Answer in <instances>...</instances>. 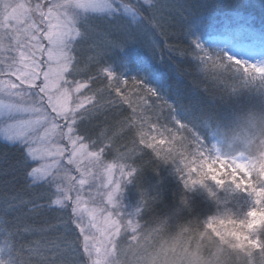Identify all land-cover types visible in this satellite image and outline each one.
Returning <instances> with one entry per match:
<instances>
[{"label":"snow or ice","instance_id":"snow-or-ice-1","mask_svg":"<svg viewBox=\"0 0 264 264\" xmlns=\"http://www.w3.org/2000/svg\"><path fill=\"white\" fill-rule=\"evenodd\" d=\"M193 7L212 6L183 0H0V142L21 150L17 166L24 182L0 197V264H115L124 233L137 228L115 199L121 182L134 179L137 170L128 161L141 150L135 140L131 146L115 144L125 128H136L139 145L163 161L189 139L194 151L205 154L193 123L197 110L181 103L173 70L126 50L133 30L144 33L150 26L154 36H175L166 28L179 14L178 35L187 41L180 55L210 74L217 87L264 89V20L257 29L238 12L194 14ZM97 20L115 22L110 27L126 35L106 32L102 43H88V54L81 56ZM116 52L123 58L109 62ZM224 69H231L230 83L220 78ZM113 116L94 138L81 132L82 124ZM153 117L156 122L149 124ZM173 123L179 128L168 127ZM160 128L170 137L166 147L165 140L156 142ZM114 147V160L106 162ZM101 177L106 182L98 183ZM241 181L243 191L255 187ZM48 213L55 214V224L35 223ZM54 230L59 235L48 239Z\"/></svg>","mask_w":264,"mask_h":264},{"label":"clouds","instance_id":"clouds-1","mask_svg":"<svg viewBox=\"0 0 264 264\" xmlns=\"http://www.w3.org/2000/svg\"><path fill=\"white\" fill-rule=\"evenodd\" d=\"M229 73L231 69L221 70L220 78L230 83ZM214 86L223 103L241 96H250L252 102L234 103L224 114L206 109L193 113L196 139L202 140L205 154L194 151L189 139L164 162H172L188 192L200 189L222 204L217 189L239 191L250 203L243 210L224 207L206 217L181 219L179 207L147 220L133 215L137 228L124 233L115 264H264V203H257L264 201V89ZM241 178L255 185L252 191L242 190ZM143 196L142 207L151 209L155 197ZM180 203L188 206V199L182 195Z\"/></svg>","mask_w":264,"mask_h":264},{"label":"trees","instance_id":"trees-1","mask_svg":"<svg viewBox=\"0 0 264 264\" xmlns=\"http://www.w3.org/2000/svg\"><path fill=\"white\" fill-rule=\"evenodd\" d=\"M186 4L193 6L198 4L211 5L210 9H201L193 7L194 14H198L202 11L210 10L217 14L238 12L245 17H251L252 24L259 29L261 27V21L264 20V0H183ZM187 13H185L186 15ZM145 15H148L146 12ZM181 20L179 14H173L171 22L166 28V33H176L177 35L156 36L159 47L152 45L149 47L143 46L142 33H133V41L128 43L126 50L131 53L137 52L142 58L150 59L153 62L163 61L162 66H167L173 70L174 78L171 81L173 86L178 89L181 96V103L187 108H195L197 111L201 109L215 111L220 114L227 113L229 108L234 103H251L252 98L250 96H241L237 101H229L223 103L218 90L212 83L210 74L206 75L198 70L197 64L191 60L187 55H180V50L186 47L187 41L180 37L178 34L181 31ZM155 33V30L153 31ZM117 38H121L117 36ZM165 45L172 46V50ZM82 53V52H81ZM88 54V53H87ZM81 56H86L84 53ZM121 53L116 52L111 58L112 60L122 59ZM99 82H97L98 84ZM170 104L175 106V98L169 95L166 97ZM162 103V102H160ZM169 109L163 107V113L166 115ZM130 109L125 106L124 115H127ZM147 115H151L148 113ZM117 119L113 116L110 120L105 121L103 117H98L96 121H92L91 124L84 123L81 125V132L88 134L90 137H95L105 127L106 124H111L112 120ZM155 118L149 121V124L154 123ZM166 123V122H165ZM159 126V125H158ZM168 127L178 129V125L169 124ZM145 131L152 135L153 133L149 128H145ZM136 128H125L116 138L115 144L120 146H131L135 140L136 144L141 149L130 160V164L136 168L134 174L133 185L138 191H141L144 187H147L150 183H154L156 187L150 188L151 191L148 196L155 197L151 209H145L141 217L143 220H147L153 214L164 215L172 212L176 208H180L178 213L179 218L183 219L188 216L204 217L208 212L216 210L215 204L217 202L208 197V195L200 189L188 192L184 187L182 178L177 175L173 170L172 162L165 163L163 160L157 158L151 148L145 145H139V137L136 135ZM163 128H160L155 134L156 142L165 140V147L167 146L170 137L167 132L163 135ZM123 150V149H121ZM110 152H115V147ZM21 159V150L15 147L6 145L0 142V197L6 193L19 190L23 186V173L17 166V162ZM211 183V182H209ZM217 196L224 201V207H228L235 210H243L247 204L244 197L247 194L244 192H225L223 189H217ZM185 196L188 199V206H183L180 203V197ZM229 199L230 200L229 202ZM233 200L235 202H233ZM37 224H55V214L48 213L45 216L35 218ZM77 233L76 230H74ZM48 239H55L59 235L58 230L50 231L47 234ZM32 239V237H28Z\"/></svg>","mask_w":264,"mask_h":264},{"label":"rangeland","instance_id":"rangeland-1","mask_svg":"<svg viewBox=\"0 0 264 264\" xmlns=\"http://www.w3.org/2000/svg\"><path fill=\"white\" fill-rule=\"evenodd\" d=\"M113 23H115V22H105L103 20L94 21L93 24H94V27L97 29V31L93 33L91 40L85 42L81 46V52L84 53L85 55H87V53H88L87 44L91 43L93 41L102 43L104 41V34L106 32H112L114 36H116V37L120 36V37L124 38L126 35L125 32L116 31L110 27V25ZM148 28H149L148 32L142 33V39L141 40L144 41L143 42L144 48L154 45V42H153L154 39L156 41H158L156 39V36H154V33H153V31L155 29H152L150 26H148ZM133 33H135L134 30H133ZM97 146L99 147V145H97ZM115 156H116V151L115 152L108 151V152H106L104 159L106 162H112L114 160ZM128 163L130 164V161H128ZM106 179H107L106 177H101V180L98 183L102 184V183L106 182ZM154 186L156 187V185L154 183H150L147 187H144L143 189H141V191H138L135 188V186L133 185L132 179H130L129 181H126V182L122 181L121 182V191L117 192L116 197H115V199L118 202L117 206L119 208V211L122 214H126L130 217L135 215L138 220H141V219L143 220V218L141 217V214L143 211V207L141 206V196H142V193H145L148 195V193L151 191L150 188H154ZM96 189H97V185L94 184L93 190H96ZM99 191L105 192V190L103 188H100ZM216 192H218V190H216ZM104 199L106 202V192H105ZM230 200H232V199H229V202H230ZM244 200H245L247 205L250 203V198L248 196L247 197L245 196ZM233 202H235V201L233 200ZM224 204H225L224 201L222 204H218V203L215 204L216 210L208 212L204 217L214 214L218 209L223 208ZM138 208H139V212H137ZM68 211L70 213V211H71L70 207H69ZM72 227H73V230L77 231L76 235H79L78 229H75L74 225Z\"/></svg>","mask_w":264,"mask_h":264}]
</instances>
